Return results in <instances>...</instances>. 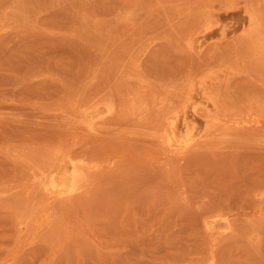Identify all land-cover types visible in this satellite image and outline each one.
Here are the masks:
<instances>
[{
	"label": "rangeland",
	"instance_id": "rangeland-1",
	"mask_svg": "<svg viewBox=\"0 0 264 264\" xmlns=\"http://www.w3.org/2000/svg\"><path fill=\"white\" fill-rule=\"evenodd\" d=\"M0 264H264V0H0Z\"/></svg>",
	"mask_w": 264,
	"mask_h": 264
},
{
	"label": "bare ground",
	"instance_id": "bare-ground-1",
	"mask_svg": "<svg viewBox=\"0 0 264 264\" xmlns=\"http://www.w3.org/2000/svg\"><path fill=\"white\" fill-rule=\"evenodd\" d=\"M78 176H79L78 174H75V175L73 176V178L76 179Z\"/></svg>",
	"mask_w": 264,
	"mask_h": 264
}]
</instances>
